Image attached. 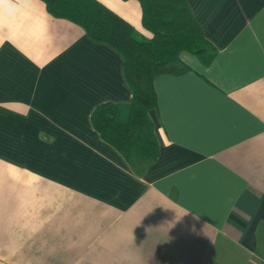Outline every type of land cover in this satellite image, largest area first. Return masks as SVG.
<instances>
[{
    "label": "crops",
    "instance_id": "obj_1",
    "mask_svg": "<svg viewBox=\"0 0 264 264\" xmlns=\"http://www.w3.org/2000/svg\"><path fill=\"white\" fill-rule=\"evenodd\" d=\"M97 1L151 38L137 1ZM185 1L216 56L155 79L136 174L90 122L131 101L121 55L0 0V264H264V0Z\"/></svg>",
    "mask_w": 264,
    "mask_h": 264
},
{
    "label": "trees",
    "instance_id": "obj_2",
    "mask_svg": "<svg viewBox=\"0 0 264 264\" xmlns=\"http://www.w3.org/2000/svg\"><path fill=\"white\" fill-rule=\"evenodd\" d=\"M40 1L52 17L77 25L92 42L106 44L121 55L131 101L98 105L90 122L100 139L114 148L134 173H141L157 157L148 118L149 111L157 107L155 79L189 72L180 58L182 53L203 66L210 65L215 48L201 34L185 0H135L150 39L140 37L132 25L97 0Z\"/></svg>",
    "mask_w": 264,
    "mask_h": 264
},
{
    "label": "rangeland",
    "instance_id": "obj_3",
    "mask_svg": "<svg viewBox=\"0 0 264 264\" xmlns=\"http://www.w3.org/2000/svg\"><path fill=\"white\" fill-rule=\"evenodd\" d=\"M134 3H137V2H134ZM124 14H126V16H128V18L130 19V21L132 20V22H133V19H132L131 15L129 13H124ZM137 32L140 33V34H142L144 37H147L148 36L147 32H145L144 30H137Z\"/></svg>",
    "mask_w": 264,
    "mask_h": 264
}]
</instances>
